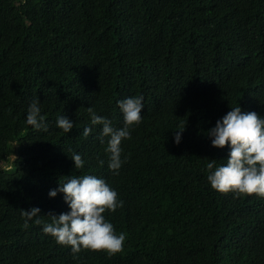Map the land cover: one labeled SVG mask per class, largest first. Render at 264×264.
<instances>
[{
	"label": "trees",
	"instance_id": "trees-1",
	"mask_svg": "<svg viewBox=\"0 0 264 264\" xmlns=\"http://www.w3.org/2000/svg\"><path fill=\"white\" fill-rule=\"evenodd\" d=\"M258 69L264 0H0V264H264V198L222 194L206 169L226 163L230 147L207 131L231 107L264 118L249 87ZM131 96L143 97L142 121L116 174L88 107L121 128L118 101ZM34 100L47 131L27 124ZM84 174L123 201L104 213L122 252L73 254L43 224L23 227L22 209L44 223L70 211L49 191Z\"/></svg>",
	"mask_w": 264,
	"mask_h": 264
},
{
	"label": "clouds",
	"instance_id": "clouds-1",
	"mask_svg": "<svg viewBox=\"0 0 264 264\" xmlns=\"http://www.w3.org/2000/svg\"><path fill=\"white\" fill-rule=\"evenodd\" d=\"M250 86L255 103L260 106L261 112L264 111V70L258 69L254 77H249ZM118 106L124 121L121 128H115L110 119L97 115L91 106L88 107L91 124L102 125L100 143L103 144L105 137L108 138L105 149L109 154L108 167L116 174L124 162L121 159V142L130 139V129L142 121L143 97H127L118 101ZM240 106L231 107L207 131L213 147H230L225 164L217 166L215 159L207 162V180L214 190L222 194L231 192L237 197L256 195L264 198V118L255 111L244 112ZM26 121L34 130H48L45 116L41 114V108L35 100L29 105ZM56 123L65 133L70 132L74 126L66 115L58 116ZM184 128L185 126L178 128L175 143H180ZM91 132V127H85L83 136L88 137ZM71 159L76 169L84 167L85 161L80 154L74 152ZM100 164L103 165L104 161L101 160ZM58 193H63L70 211L58 216L48 214L51 222L44 223L38 218L39 208L33 207L30 211L22 209L25 229L30 226L29 221L35 225L43 224V232L53 236L58 245L70 247L73 254L82 249L106 252L109 256L123 251L125 234H118L104 215L105 212H115L122 207L123 201L103 178L92 174L70 176L64 182L59 181V187L50 190L49 197L54 198Z\"/></svg>",
	"mask_w": 264,
	"mask_h": 264
}]
</instances>
